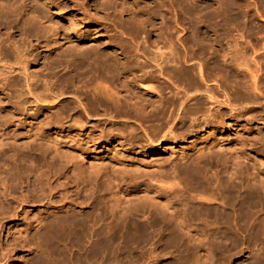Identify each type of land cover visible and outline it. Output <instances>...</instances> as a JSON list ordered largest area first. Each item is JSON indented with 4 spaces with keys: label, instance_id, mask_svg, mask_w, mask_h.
Listing matches in <instances>:
<instances>
[{
    "label": "bare ground",
    "instance_id": "obj_1",
    "mask_svg": "<svg viewBox=\"0 0 264 264\" xmlns=\"http://www.w3.org/2000/svg\"><path fill=\"white\" fill-rule=\"evenodd\" d=\"M139 1L143 6L141 10L136 6L134 12L122 2L114 4L118 14L115 15L116 22L108 25L114 32L110 36L114 45L109 53L86 50L66 54V59L45 58L39 64L38 60L43 58L41 43L46 30L42 19H38V13L32 7L23 6L18 11L12 9L13 2L0 0V92H5L0 97V234L5 228L1 222H16L24 207L43 204L52 211L47 216L43 214L38 222L35 217L37 230L33 232L36 235L52 239L62 235L85 239L90 250L99 240L108 243L125 237L147 242L177 235L188 239L198 236L229 240L249 239L253 233H259L264 239V230L260 229L264 215V179L246 171L249 181L245 179V183L235 169L229 171L226 168L222 177L216 173L209 176L204 173L201 179L197 176L198 179H192L188 185L190 189H186L177 187V182L175 185L167 183L171 181L168 179L177 177L176 163H171L174 166L168 174L162 168L149 174L139 173L136 168L120 164V170L113 166L114 170L98 177L97 181L103 179L99 180L101 186L98 189L83 175V155L87 153L83 148L79 147V153L68 161L58 159V149L51 148L50 138L45 134L46 120L42 121L44 127L35 132L33 141L20 145L15 141L12 127L23 126L43 108H62L69 97L65 94L84 89L90 95L72 102L76 113L85 117V123L102 121V124L117 126L123 131L128 129V124H135V129L126 132L130 142L141 133L146 145L151 147L163 140H183L197 133L196 128L211 127L220 129L221 134L232 131L239 137L241 150L230 159L231 164L246 161L248 152L264 154V134L260 132L264 130L261 117V114L264 116V41H260V35L253 37V43H240L242 34L237 31L241 32V29L233 25L239 34L237 39L229 37L221 43L219 39L212 41L213 37L210 41L205 31L207 17L212 12L219 13L223 17L220 25L228 26V14L233 7L228 0ZM251 1L252 9L263 22L264 12L260 11L258 1ZM122 14L128 17L127 20H122L119 16ZM185 15L190 17L189 22L196 20L198 24L192 42L186 27H181ZM157 20L159 23H155ZM202 28L204 31L201 32ZM70 31L74 36L79 32L73 28ZM47 33L49 37L56 36L54 29ZM153 35L155 40L150 42ZM68 42L75 45L71 40ZM38 65L39 68L32 71L31 67ZM215 70L222 73L221 84L213 74ZM221 87L223 90L218 92ZM134 92H144L146 96ZM29 101L34 108L26 105ZM204 103L208 108L202 107ZM8 106L10 108L5 111ZM195 115L201 120L195 119ZM95 132H98L97 137ZM105 132L111 133L104 129L90 130L84 144V140L79 144L98 143L106 136ZM239 132L243 135H238ZM34 169L38 174L33 177L29 172ZM144 176L147 178L143 179ZM141 186L145 188L140 190ZM164 194L173 196L170 201L174 202L161 206L163 211L158 216L162 217H153L150 212L161 205L156 199ZM75 205H82V211L75 213L71 209ZM104 209L113 211L110 219L104 218ZM21 217L23 219L24 215ZM36 227L29 221L22 235L18 233L15 237V234L4 243L0 237V264H6L10 252L18 247L31 253L30 245L35 238L30 234ZM59 252L54 259V255L47 259L40 254L41 260L37 264L73 262L74 257ZM93 253L78 255L75 260L79 264H94L96 253ZM227 257L226 253L211 249L188 253L152 248L129 254L127 264H226ZM252 258L262 263L264 252H255Z\"/></svg>",
    "mask_w": 264,
    "mask_h": 264
},
{
    "label": "rangeland",
    "instance_id": "obj_2",
    "mask_svg": "<svg viewBox=\"0 0 264 264\" xmlns=\"http://www.w3.org/2000/svg\"><path fill=\"white\" fill-rule=\"evenodd\" d=\"M9 1L14 3L12 9L18 11H21L23 9V6H26L27 9L28 7H32V9H35V11L38 13L37 14L39 17L38 19H42L41 23L43 24L46 30L44 35L45 39L43 43H41V46H43V48H41L42 49L41 57L43 58H41V60H38L37 63L39 64L45 58H48V60L66 59V54H74V53L77 54L80 52H84L86 50L96 49L103 53H109L111 51L109 50L110 47L114 45L110 40V36L113 35L114 32L111 30V28L108 27V25H111V22H116L115 15L118 14L117 10H114V6H115L114 4L118 2H122L133 12L135 11L136 6H138L140 10L143 6V3L139 0H9ZM250 1L251 0H232V1L228 0V3L231 4L233 3L232 5L234 7V8L232 7V10H230L231 13L228 14L230 16V22L228 23V26L220 25L221 24L220 20H222L223 17L222 16L220 17L219 13H213V12L212 14L210 13L207 17L208 21L205 28V31L209 35L208 37L210 41L211 38L214 37L212 41L219 39L218 41L224 43L223 41L229 40V37H233L234 39L235 38L237 39V36L239 35L238 33L242 34V38L239 41L240 43H245L246 41L253 43L254 42L253 37L255 38L260 37V41L261 42L264 41L263 38L264 34L261 37V34L264 32V21L262 22L261 19L258 17V15L255 14L251 5L252 1L251 2ZM257 1L260 11L264 12V8H262L264 6V0H257ZM245 12H247L246 15ZM119 16H121L122 20H127L128 18L126 15L123 14ZM185 16L187 17V19ZM185 16H182L183 20L181 27L183 28L186 27L185 30H188L186 34L188 35L189 40L192 42L195 33V28L198 26V24L196 20L195 21L190 20L189 22L190 17L188 15ZM232 16L234 17L232 18ZM209 17L211 19H209ZM242 20L246 22L244 23ZM155 23H159V20L155 21ZM233 25L235 27L239 26L238 28L241 29L240 30L241 32L237 31L238 33H236V28H234ZM70 28L79 31L77 32L78 35L75 36L72 35ZM50 29L51 30L54 29L56 31V36L54 38H52V35L51 37H49V34L48 33L46 34V31ZM246 30L247 31L249 30L248 32L250 34ZM200 31L201 32L204 31V28H202ZM154 38L155 36L153 35L152 37L149 38V41L150 42L154 41L155 40ZM68 40H71V42L74 43L75 45L70 44ZM165 47H166V52L165 50L163 51L167 53L168 52L167 46ZM38 68L39 65L31 67L32 71H36ZM213 74L217 75V80H220L219 82L221 84L222 81L220 78L222 77V73L215 70ZM221 88L219 89L218 92L223 90V88L222 89ZM80 91L81 92H74V94L72 92H68L70 94H65L66 97L68 96L69 97L66 99L67 101L63 104L62 108L59 107L43 108L37 111L29 119H27L23 126H19L17 128L12 127L11 130H13L14 128L15 132L13 131V133L14 135L16 134L15 136L17 137V139L15 137V141L19 143L17 144L20 145V143L25 144L27 142L29 143V141H33L35 132L39 129L41 130V127H44L42 121L46 120L48 122V127L47 130L45 131V134L50 138L48 143L50 144V146H53L51 148L58 149L57 152L59 155L56 153V155L60 157L58 159L62 162L68 161L73 156H76L79 153L80 148H83L84 150L83 152L86 151L87 153L83 155L85 158V161L83 162L82 165L83 167L81 165L79 166L84 168L83 175L87 179L90 178L91 180L90 182L92 184L95 183V187L97 186L98 189L101 186L100 181L103 180V179L101 180L99 179L100 181L99 180L97 181L98 177H100L102 173L104 172L109 173L115 168H116L115 170H120L119 169L120 164L122 165L124 164L126 166L129 165V168L131 169L136 168L137 172L139 173L149 174L156 170L160 171L159 169L162 168V170L164 169L163 171H165L166 174H168L171 172L170 168L174 166L172 164L176 163L175 175H177V177L174 180L168 179L167 181L170 180L171 181L167 183L168 185H170L169 183H171V185L172 184L175 185L177 182L179 183L178 184L179 186L177 187L179 188L185 187L186 189L187 188L190 189L191 186L188 185H190L191 180L196 179L197 176L201 179L205 176V174L209 176V174L216 173L219 174V177H222L223 176L222 173L226 171V168H228L229 171L231 168H233V170L235 169L234 171L237 172V175H239L238 176L239 179L240 180L241 178L243 179L242 183H245L246 180L249 181V177L246 176L245 173L249 175L253 174L259 177L260 179H264V154L261 152L260 153L257 152V154L256 152H248L247 160L246 161L239 160L238 164L233 165L229 162L230 159L236 157L239 150H241L240 147L241 144L238 140L239 137L236 135L234 136L235 133L232 131L231 133L229 132V133L221 134L220 129H213L211 127H208V128H203V130H200L201 128L199 129L196 128L197 133L186 136L183 140H177V141L163 140L160 141V143L155 142L153 146L148 147L141 133H138V137L137 139H134V141L131 140L130 142L129 139L127 138L126 132L128 131V129H135V124L132 123L131 125L128 124L127 127L128 129H125L123 131L120 130L117 126H109L102 124V121L99 124L98 123L96 124L95 122H93L94 124L92 122L85 123L86 122L85 117H83V115L81 116V114L79 115L78 113H76L77 110L75 109L76 106L73 105L74 103H72L73 101H76V99L78 98L80 99L87 97L89 98L90 92H85L84 89H81ZM4 93L5 92H0V97L3 96ZM12 93L15 94V92ZM134 93H137L138 95L142 94L146 96L144 92L142 93L134 92ZM70 95L72 96V98ZM30 102L31 101H29V103ZM26 105H29L31 106V108H34L33 104L31 103ZM202 107L206 109L208 108V105L207 104L205 105L204 103ZM9 108L10 106L5 107L4 109L6 111ZM193 117H195V119H198V121L201 120V118L198 115H195ZM261 117L262 119H264V116H262V114ZM189 123L190 122L186 123L185 126L188 127ZM79 126H84V128L83 129L79 128ZM255 126L256 125H254V127ZM99 129H104L105 131H111V133L109 132L108 134L107 132H105L108 135L106 134V136H104L102 140L98 141V143L96 142L95 144H93L94 143L93 142V143H89V145L79 144L80 140H84L82 142V144H84L85 139L89 134L90 130L94 131ZM151 130L153 129L151 128ZM262 131L264 132V130H260L261 134H264ZM95 133L94 135L97 137L98 132ZM238 135H243V132L242 134L239 132ZM55 145L56 147H54ZM50 156H53V154L47 156V160L50 158ZM87 156H93V157L90 158ZM152 158L153 160H151ZM118 161L121 163H119ZM181 161H183V163ZM33 165L36 166V163H34ZM88 165L91 166L89 167ZM84 166H87L88 169L87 167L85 168ZM113 166H115L114 169H112ZM71 170L72 168H70V171ZM70 171L68 170L69 173ZM84 171L85 172L87 171L88 173H85ZM29 173L31 176H33V175H37L38 171L34 169ZM240 174L244 176L241 177ZM145 178L147 177L144 176L143 179ZM143 188H145V186L143 187L141 186L140 190H142ZM164 195H160L156 199L158 205L160 204L161 205L153 209L154 211L153 210L151 211L152 214L150 212V215H152L153 217L156 218L162 217L163 215L158 216V214H160L163 211L161 206L165 205V203H169L172 205V203L174 202V200L172 202L170 201L171 198L174 199L173 196H169L168 194L167 195L164 194ZM167 196L169 197L170 202L167 201L168 199ZM66 207L67 206H65L64 208L66 209ZM81 207L82 205L80 206L75 205L71 207V209L75 213H78L82 211ZM104 210L105 212H102V214H104V218L110 219L111 216L113 215V211H110L109 209H104ZM51 211L52 209H50L49 207L47 208L46 205L43 206V204H34V205L32 204V206L29 205L27 207H24L23 213L21 214V216L24 215L23 219L20 216V219L16 222H6V221L1 222L5 227L3 232H1L0 234L1 241H3L4 243L8 238L13 237L15 234L16 237L18 233L22 235L21 232H23V230L26 227V223L29 221L32 223V226L36 227L38 220L40 218H43L45 215L47 216V214H49ZM35 217L36 218L38 217L36 219L37 222L35 220ZM262 218L263 221L260 219L262 221L260 222V229L264 230L263 228L264 215L262 216ZM35 230H37V227L36 229L32 230L33 234L32 235L30 234V236H33L36 240V241L34 240L35 242L33 241L31 244L32 246L34 245V247H31L30 245V248L32 249L31 253L30 252L28 253L25 249H21L18 247V250L15 249L14 251L10 252L9 254L10 259L8 258L9 260H7L6 264L8 263L37 264L40 263L41 256L43 258L46 257L47 259H49L51 258V256L54 255L52 258L54 259L56 257L55 254H57L59 251H61L59 252V254L65 253L68 256L70 255L69 256L70 258L74 257L73 258L74 260L71 264H79L75 260L76 257L78 255L86 254L89 251L94 252L93 254L96 253L94 264H103V263L127 264L129 254L136 253L142 250L147 251L152 248H154L156 251H167V252L178 251V252H188V253H192V251L195 252V251H203L208 249H211V251L219 250V252L226 253V255H228V257L226 258V264H264V262L262 263L255 262V260L252 258L255 252L258 251L264 252V239L259 233H253L249 237V239L248 238L243 239L241 237L240 238L237 237L238 239L235 238L229 240L221 239V238H217L218 239L217 240L216 237L213 240V238H206V237L199 238L198 236H196V238L194 236V239L193 237L188 239V237L177 235L174 237H164V239L162 240L154 239L153 241H150L151 243L144 241L140 238H139L140 240H138V238L125 237V238L113 239L108 243H104L101 240H99L100 242L98 241L97 245L91 248L90 250L86 244L88 243V241L85 239L82 240L79 238H73L64 235L53 239L44 238V236H42L43 237L42 238L41 235H36L35 232H33ZM35 235L38 239H36ZM215 240L217 241L215 242ZM37 241L38 243H36ZM47 241L48 243H46ZM151 244L153 247L151 246ZM101 254L103 255L101 256ZM35 258L38 259L37 262ZM101 259H103L104 262H102L103 260Z\"/></svg>",
    "mask_w": 264,
    "mask_h": 264
}]
</instances>
